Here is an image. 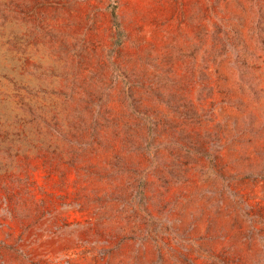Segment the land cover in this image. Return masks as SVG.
Masks as SVG:
<instances>
[{
	"label": "rangeland",
	"instance_id": "rangeland-1",
	"mask_svg": "<svg viewBox=\"0 0 264 264\" xmlns=\"http://www.w3.org/2000/svg\"><path fill=\"white\" fill-rule=\"evenodd\" d=\"M0 264H264V0H0Z\"/></svg>",
	"mask_w": 264,
	"mask_h": 264
},
{
	"label": "trees",
	"instance_id": "trees-1",
	"mask_svg": "<svg viewBox=\"0 0 264 264\" xmlns=\"http://www.w3.org/2000/svg\"><path fill=\"white\" fill-rule=\"evenodd\" d=\"M113 15L114 17H117V13L115 12V10L113 11Z\"/></svg>",
	"mask_w": 264,
	"mask_h": 264
}]
</instances>
